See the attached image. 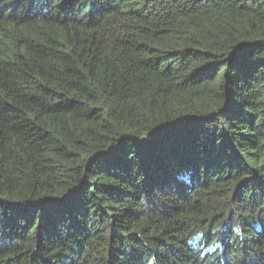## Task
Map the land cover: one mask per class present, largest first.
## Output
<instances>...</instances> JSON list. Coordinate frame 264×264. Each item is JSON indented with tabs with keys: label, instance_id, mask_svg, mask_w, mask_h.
Segmentation results:
<instances>
[{
	"label": "trees",
	"instance_id": "trees-1",
	"mask_svg": "<svg viewBox=\"0 0 264 264\" xmlns=\"http://www.w3.org/2000/svg\"><path fill=\"white\" fill-rule=\"evenodd\" d=\"M0 264H264V0H0Z\"/></svg>",
	"mask_w": 264,
	"mask_h": 264
}]
</instances>
